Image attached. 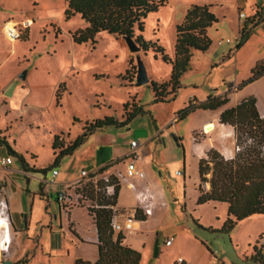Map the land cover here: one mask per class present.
Masks as SVG:
<instances>
[{
	"label": "rangeland",
	"instance_id": "rangeland-1",
	"mask_svg": "<svg viewBox=\"0 0 264 264\" xmlns=\"http://www.w3.org/2000/svg\"><path fill=\"white\" fill-rule=\"evenodd\" d=\"M33 1L37 6L33 8V13H30L31 0H0V19L25 12L29 13L31 20L25 32L28 35L27 41L14 40L13 45L14 59H18L19 69L21 68L20 74L29 71V76L23 84L26 98L19 97L21 93L19 92L17 104H30V107L28 115L18 119L13 126L10 145L23 152L30 168L35 167L37 171L47 170L45 173L34 171L30 173L33 177L29 179L30 194L24 193L25 187L22 196L17 191L7 203H10L12 223L21 222L23 225L24 219L21 215L12 213V204H24V215L28 218L32 214V229L43 221V205L36 200L34 207H31V197L39 191L40 185L45 188L50 204L57 205L56 197L60 188L58 189L55 184H49L53 153L58 152L51 148L53 133L59 135L62 142L67 143L68 137L73 139L77 132L81 133L85 122L104 117L119 118L123 104L131 103V98L135 97L133 101L142 106L147 113L137 116L120 132L133 135L135 141L143 144L146 141L144 137L149 135L147 132L151 134L153 130L151 117L161 124L171 114L177 115L189 101H199L209 95L218 96L232 87L239 86L249 77L250 71L258 62H264V28L254 31L241 47L234 51L238 37L237 18L236 10L231 9V0H168L165 7L147 17L143 33L145 39L157 41L166 53L170 51L171 42L174 41L175 25L184 17L189 3L214 1L217 4L211 7V12L218 21L208 29V37L211 40L208 51L193 53L189 69L180 79L181 88L176 97L165 103L154 104L150 86H135L136 73L134 75L137 70L136 57L140 56L144 63L152 60L151 54H144L142 51L133 54L123 39H116L107 34L98 35L93 47L89 43H73L71 35L79 29H84L86 24L78 16L65 19V0ZM12 9L16 11H11ZM242 11L249 17L252 15L248 9ZM18 25L13 26L18 31L24 29V25ZM2 41L7 43L9 40L5 38ZM152 66L155 68V77L162 79L165 68L163 69L157 61ZM9 68V65L5 67L8 73ZM58 82L65 83V91L57 104L54 91ZM258 90L259 85L242 89L241 93L231 97L229 106ZM4 97L11 98V92L8 91ZM263 109L264 104H260V110ZM198 114L193 112L185 119L179 121L177 118L175 121L176 130L170 136H179L182 148L173 140L172 146L169 144L166 148L163 144L158 146L156 154L158 167L152 171L166 191L168 207L166 210H158L148 224L141 225L143 228L141 234L133 233L135 236L138 235V240H133L132 235L127 236L134 242L137 241L132 245L135 246L134 249L138 248L136 250L140 253V264H174L178 257L184 258L186 262L192 260L193 264H255L249 257L253 246L259 248V244L256 243L264 237V216L246 219L228 235L220 232L227 217L226 204L197 205L199 185L197 163L191 158L188 150L193 143V131L199 120ZM10 128L11 124H7L2 133L4 137H10ZM95 139L96 137L81 146L73 155L63 158L54 168L71 182L69 186L75 183L81 186V183L86 182L85 179H81L80 172L85 169L88 173L89 162L83 161L81 155L88 157L90 143L95 144ZM5 153V148L0 147V158ZM16 164L17 161L12 167L20 166ZM175 170H179L181 175L176 176ZM61 176L54 182L59 181ZM103 177L108 175L96 176L101 180ZM16 181L10 178L8 186L11 182L16 184ZM22 181L21 178L20 182ZM80 206L87 207V204L81 203ZM68 213L75 223L74 232L78 239L67 230L65 212L61 211V219L56 222V226L63 224L65 228L63 233L68 235L70 240L68 243L70 254L66 256L64 251H53L47 255L44 251L43 253L37 251L30 264H61L60 261L64 264H75L80 262V257H77L80 254L90 259L96 257V250L89 245L93 244L91 240L95 239V231L85 209L73 207ZM7 214V205L6 209L0 208V217L5 218L8 227V243L0 251V264L8 261L14 264L16 259V246L9 231V220L7 224ZM155 227L159 228L158 237L152 233ZM183 227H187L191 231L189 235H194L206 246V255H201L197 249L194 250L191 239L185 232L177 234L172 246H164V237L174 234ZM80 242L85 245H81ZM19 262L17 264H20Z\"/></svg>",
	"mask_w": 264,
	"mask_h": 264
},
{
	"label": "trees",
	"instance_id": "trees-1",
	"mask_svg": "<svg viewBox=\"0 0 264 264\" xmlns=\"http://www.w3.org/2000/svg\"><path fill=\"white\" fill-rule=\"evenodd\" d=\"M168 0H65L64 16L66 20L78 16L86 26L71 35L73 43H89L93 47L95 38L100 34H107L116 39L132 37L144 54H151V59L159 60L171 67L169 77L162 82L150 81L148 84L153 92V103H165L173 100L181 88L180 79L188 71L193 53H205L211 46L208 29L217 23L216 16L211 12L209 4H192L186 10L182 21L175 26V40L173 53L170 56L157 41L145 39L143 36L145 21L148 16L156 14L167 5ZM264 17V8L256 11L255 15L244 22L239 30L238 40L234 51L252 35L254 28ZM28 27L19 30L18 41H27L25 34ZM136 72H134L135 75ZM264 75V62H258L250 71L249 77L237 86L240 91ZM65 83L58 84L54 93L56 103L64 93ZM122 106V120L114 117H104L85 122L80 135L73 141L62 142L59 135H54L51 148L57 151L50 164L51 170L60 161L71 156L89 136L106 127H125L135 117L146 114L142 106L133 101ZM229 103L225 96L209 95L204 102L189 101L177 114L178 120L185 119L189 114L197 111H218ZM219 123L232 128L234 137V152L230 159H225L216 150H209L205 158L197 164L199 177L197 205L226 204L227 217L220 230L223 234H230L241 222L253 216H264V116H261L256 98L249 96L237 105L226 108L219 115ZM180 138H176L177 146L182 148ZM0 146L7 149L8 155L13 157L24 172L45 173L30 168L25 157L15 152L0 138ZM108 166L90 174V179L102 176ZM108 175V174H107ZM109 183L101 179L96 185L90 181L81 183L76 193L83 200L96 203L99 208H86L88 216L96 228L97 260L93 264H140V253L124 245L122 232L115 233L110 228L112 212L106 206H115L120 185L114 175H108ZM114 184L111 197L105 194V187ZM1 195V185H0ZM81 199V200H82ZM79 200V201H81ZM81 207V206H76ZM136 220H145L136 213ZM258 243H256L257 245ZM249 259L255 264H264V246H253ZM20 264H26L22 259ZM75 264H91L76 262Z\"/></svg>",
	"mask_w": 264,
	"mask_h": 264
},
{
	"label": "crops",
	"instance_id": "crops-1",
	"mask_svg": "<svg viewBox=\"0 0 264 264\" xmlns=\"http://www.w3.org/2000/svg\"><path fill=\"white\" fill-rule=\"evenodd\" d=\"M30 4L32 8L30 13H33L34 11L33 8H35L37 4L33 0H31ZM198 4H209L213 6L217 3H214V1H206V2L204 1ZM190 5H192V3H189L187 5L188 8ZM230 5H231V9L236 10L235 14L237 18L236 22H237V36H238L239 30L242 28L244 22L248 19H251L255 15L256 11H258L261 8H264V0H231ZM242 9L250 10L252 13L251 15L252 17L251 16L249 17L247 13H244ZM11 11H16V9H12ZM239 12H242L245 14L244 20L239 19L238 17ZM28 14L23 12L21 15L18 14V15H14L10 17L7 16V17L2 18L0 19V28L3 29V27L7 24H13V25H16V27L19 26L18 24H22L24 25L23 27H28V22L31 21L29 19L30 17L28 16ZM182 19L183 17L180 19V21L176 23V25L180 23ZM260 28H264V17L261 19V22L254 28L253 32ZM4 39H5V36H3L2 31H1L0 32V102H1L0 104V138L4 139V141L11 147L10 140L12 139L11 137L12 128L15 125V123H17L18 119L24 117L25 115H28V108L30 107V104H17V100H16L19 92H21L19 97L26 98V95L23 92V89L25 88L23 84L25 83L26 79L29 76V71H25L24 72L25 77L19 80V76L21 75L20 74L21 71L19 70H21V68L19 69L18 59L17 58L14 59L15 57L13 53L14 52L13 50L14 42L12 43L8 41L7 43H4L2 41ZM174 40H175V36H174ZM173 45H174V41L171 42L170 51L167 53L170 56L173 53ZM13 59L14 61H12ZM156 61L157 63L160 64V66L163 67V69L165 68L164 69L165 74L163 78L160 80L155 77V68L152 66L153 63ZM8 65L10 66L9 73L5 71V67ZM14 65L15 67H13ZM144 65L146 67L147 74L150 78V81L159 83V82L166 80L170 75L171 67L169 65H165L161 63L159 60H154V59L147 60L146 62L144 61ZM254 85H259V90L258 92L252 93L251 96H254L256 98L257 109L260 115L264 116V109L262 111L260 110V104H264V75L260 77L258 80H256L255 82L247 85L243 89H246L247 87H252ZM241 90L237 91V87H232L231 89L218 95V96L226 95V97L229 99V103L218 111L197 110L194 112V113H199L198 114L199 120L196 126L194 127L193 143L191 147H189L188 151L191 155V158L195 159L197 164H198L199 159L205 158L206 156L205 154L211 149L219 152L225 159L232 158L233 152H234L233 130L231 127L222 125L219 123V115L222 110L233 107L237 105L242 99L249 97V95H246L240 100H238L237 102H235L233 105L229 106V104H231V97L237 93H241L242 92ZM8 91L11 92V98L6 99L4 95H6ZM206 97L207 96L199 99V101L197 100L196 102H204ZM120 114L121 116L117 119L121 121L122 113L120 112ZM136 118L137 117H135L133 121ZM151 119H152V125H153L152 133L150 134L148 131L147 132V134H149L148 137H144L146 141L143 144H140L139 142V145L136 149V152L140 156V160L138 161V167L141 171L144 172L145 178L139 179V178L133 177V178L127 179L126 181L121 182L120 190H119L116 205H115V207L118 210H123V211H132L134 209H137L136 212L141 216V218L145 219L144 221L135 220L132 231L122 232V234L124 235V245L132 249L135 248V246L133 247L132 244H136L137 242V241L134 242L133 240H136V239L138 240V235L135 236L133 235V233L141 234L143 230L141 225L148 224L152 220L154 214L158 210H166L168 207V204L166 202V191L163 185L160 183V180L156 176H154L152 170L153 168L158 167V161L156 160L158 146L162 144L165 146V148L167 147V144H169V146H172L173 144L171 141L173 140L176 142V138L179 137L175 135L170 136V134H172V132L176 130V125H177V123H175V121L177 120L176 113L175 114L173 113L171 114V116H168L165 119V121H163L161 124L158 120L153 119L152 117ZM7 124H11L10 137H4L2 134L4 133ZM208 125L212 126V130L205 133L204 128ZM123 128L124 127H120V128L106 127L102 130L96 131L91 136H89V138L83 145L87 144L89 141L94 139V137H96L95 144L93 142L90 143L91 146L88 151L90 153L87 152L88 157H83V155H81L83 161L87 160V162H89L90 169L88 170V173L93 174L97 172L99 169L108 166V169L107 171H105L104 174L115 175V174L121 173L124 175L125 167L127 163L126 155L128 152H130L131 150L130 142L135 141V137L133 135H130L129 133L125 134V133L120 132V130H122ZM202 131H204V133H202ZM53 134L56 135V133H53ZM78 135H80V132H77L76 137ZM53 136L51 138V142H52ZM76 137H74L73 139H70L68 137L67 139L68 141H73ZM170 137H172V139ZM180 142L182 145L181 140ZM80 147L75 152H77L80 149ZM11 148L15 152H18L23 155V152L16 150L14 147H11ZM5 150H6L5 155H3L0 158V185H1L0 197H2L5 200L7 208H8V214H7L8 219L6 218L7 224L9 220V231H10V234H12L14 238L13 244H15L16 246L15 247L16 248L15 249L16 259L14 261V264H17L19 261L25 258L27 259L26 264H30V262L34 259V256L36 255L37 251L39 253H43L44 251L47 255L52 253L53 251H64V253H66V256H68L70 254V248L68 246V243L70 242L69 237L68 235L63 233L65 231L63 224L62 225L59 224V227L56 226V222L60 221L62 214L59 211L57 205L50 204L49 199L47 198V193L43 186L40 185L39 191L35 192L31 197V207H34L36 200H38L40 205H43L44 207V213L42 214L43 221L40 223H37L36 227L32 229V226H31L32 214H30L29 217L27 218L24 215V212H25L24 204L19 203L17 205L12 204V210H13L12 213L21 215V217L24 219V225L21 222L12 223V218L10 215L11 214L10 213L11 212L10 203H7V202L10 200L12 195L15 194L17 191L22 196V191L25 187H26V191H24V193L26 194L28 192V194H30L29 193V186H30L29 179L33 178L30 175V173H33V172H24L20 166L13 168L12 166L15 165V162H16V160L13 157H12L13 161L11 165H8V166L1 165V160L3 158L10 156L8 155L6 148ZM34 170H36L35 167H34ZM81 171H85V169H82ZM176 172H179V170H175V173ZM60 176H61V173L58 171V176L56 178H59ZM9 177L13 178L14 180H17L16 184L14 182H11L10 186H8V181L10 179ZM159 177H160V173H159ZM21 178L23 179L22 182H20ZM50 179H51V175H50ZM37 181H39V179H37ZM54 184L57 186L58 189L59 188L61 189L63 187H67L71 185V182L67 178L61 176V179L59 181H56V183L54 182ZM130 184L135 185L136 191L132 190L129 187ZM15 188L17 190H15ZM146 188L149 190V193L152 196V198L148 200L147 204L148 205L150 204L151 207L153 208L152 215L148 217L144 216L142 210L138 208L139 204L137 200L138 192H142ZM75 208L85 209L87 213V209L85 207H75ZM69 211H71V209ZM66 214H67V220H66L67 230L69 233H71L72 236L76 237L75 235L76 233L74 232L75 223L73 220H71L70 218L71 215L68 212ZM87 216H88V213H87ZM88 218L90 219L92 226L94 228V231H95V239L93 241L91 240L93 244H89V245H91L96 250V257L93 259H90L81 254L77 257L78 258L80 257V260H79L80 262H89L93 264L97 260V256H98L97 246H96L97 234H96V228L92 222V219L89 216ZM196 224L198 225V222ZM158 230H159L158 227H155V229H152V233H154L156 237H158L159 235ZM184 232L189 235L191 231L187 227L186 228L183 227L182 229H178L172 235H166L164 237V240L171 236L175 238L178 233L181 234ZM7 234H8V227H7ZM128 235H132L133 240L129 239L127 237ZM76 238L78 239V237ZM189 238L191 239L194 250L197 249L201 255H204V254L206 255L207 253L206 246L202 242L197 240V238L194 235H189ZM81 245H85V243H81ZM29 252L31 253L29 254ZM178 259H182L183 261L180 264H193L192 260L187 261L189 262L187 263L186 260L181 257H178L176 263L174 264H179ZM76 261L77 260L75 259L74 262ZM60 263L64 264L63 261H60Z\"/></svg>",
	"mask_w": 264,
	"mask_h": 264
},
{
	"label": "built area",
	"instance_id": "built-area-1",
	"mask_svg": "<svg viewBox=\"0 0 264 264\" xmlns=\"http://www.w3.org/2000/svg\"><path fill=\"white\" fill-rule=\"evenodd\" d=\"M239 19H245V14L242 12H239L238 14ZM10 24H7L3 27L2 29V34L5 36V38H7L10 42H14V40H18V36H19V31L17 30V28L15 26H13V24L10 26ZM238 40V37H237ZM227 42H230V40H227ZM237 42V41H236ZM235 42V44H236ZM139 145V142L137 141H131L130 142V152L127 153L126 155V167H125V172L124 175L119 173V174H115L114 177L116 178L117 182L119 185H121V182L126 181L129 178H139V179H144L145 178V174L143 171H141L138 167V161L140 160V156L138 155V153L136 152V149ZM13 159L11 156H8L6 158H3L1 160V165L3 166H8L11 165ZM177 176H180L181 173L180 172H176ZM58 176V171L56 169H52L51 170V179H50V183L49 184H54V181L56 179V177ZM80 177L81 179H85L86 181H90L91 183H93L94 185H96L97 183V178L93 177L90 179V174L87 173L86 171H81L80 172ZM102 180L106 183H109V179L108 177H103ZM78 183H75L73 186H67V187H63L61 188L58 193H57V197H56V201H57V206L59 211H63L65 213H67L71 208L76 207V206H80L81 203H86L87 207L85 208H99V206L96 203H93L91 201L88 200H83L81 198V195L76 193V190L78 188H80V186H77ZM114 184L111 185H107L105 187V194L107 197H111L113 195V191H114ZM129 187L136 191V187L134 184H130ZM152 198L151 194L149 193V190L146 188L144 189V191L142 192H138L137 195V200H138V208L140 210H142L144 216L148 217L152 215V211L153 208L151 207V205L147 204L148 200H150ZM82 199V200H81ZM81 200V201H79ZM0 208H4L6 209V202L5 200L2 198L0 200ZM106 208H109L112 212V219L110 222V228L113 232L118 233V232H123V231H132L133 229V224L135 223V215H136V211L137 209H134L132 211H123V210H118L115 206H106ZM8 217V216H7ZM174 242V238L168 237L164 240V246L165 247H170L172 246ZM259 246H264V237L261 238L260 242H258ZM182 259H178V263H182Z\"/></svg>",
	"mask_w": 264,
	"mask_h": 264
},
{
	"label": "water",
	"instance_id": "water-1",
	"mask_svg": "<svg viewBox=\"0 0 264 264\" xmlns=\"http://www.w3.org/2000/svg\"><path fill=\"white\" fill-rule=\"evenodd\" d=\"M124 42L126 43V46L128 50L133 54H139L141 52L139 46L135 43L132 37H125L123 38ZM136 77H135V86H144L148 85L150 83V78L147 74L146 67L141 60L140 56L136 57ZM25 77V73L21 74L19 76L20 79H23ZM8 92L6 93V95ZM3 264H12L11 262H4Z\"/></svg>",
	"mask_w": 264,
	"mask_h": 264
},
{
	"label": "bare ground",
	"instance_id": "bare-ground-1",
	"mask_svg": "<svg viewBox=\"0 0 264 264\" xmlns=\"http://www.w3.org/2000/svg\"><path fill=\"white\" fill-rule=\"evenodd\" d=\"M212 130V126L208 125L204 128V131L207 133ZM7 227H6V220L0 217V251L6 247L8 243L7 238Z\"/></svg>",
	"mask_w": 264,
	"mask_h": 264
}]
</instances>
